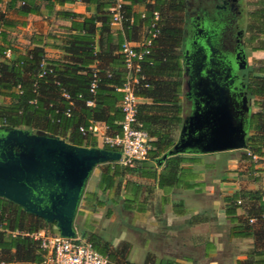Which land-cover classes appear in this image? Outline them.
<instances>
[{
  "label": "trees",
  "instance_id": "1",
  "mask_svg": "<svg viewBox=\"0 0 264 264\" xmlns=\"http://www.w3.org/2000/svg\"><path fill=\"white\" fill-rule=\"evenodd\" d=\"M51 8L54 3L63 4L73 0H41ZM94 6L92 14H78L72 11H59L62 18L70 23L64 38L58 44L62 52L58 59H46L42 45H34L22 54H16L7 38L11 23L0 11V101L1 127L21 128L32 132L42 131L80 146H96V136L86 131L82 134L78 127L87 128L90 122H100L104 135L120 134L119 122L122 112L119 102L120 90L126 79L127 70L119 52V44L113 43L110 33L111 14L108 11L114 0H83ZM123 0L121 5L123 27L134 24L140 14L132 10V5L145 0ZM140 17L151 30L152 11L158 12L154 25L156 34L151 38L148 53L139 61L141 80L145 87L134 88L137 97L150 98L151 103H138L136 120L146 130L149 140L145 157L132 165L108 161L99 173L96 189L106 193L111 190V198L116 200L122 188V207L133 210L142 204L140 192L142 184L137 178L151 179L164 193L171 188L185 185V174L190 168L185 163H194L178 153L161 158L173 144L172 129L181 120L179 94L181 92V45L183 31L184 0H150ZM249 22L246 31L248 44L264 49V0L247 1ZM7 9H14L19 15L36 13L35 0H8ZM98 24V25H97ZM148 36V33L146 37ZM10 49L5 58L2 52ZM262 63V62H261ZM93 72L95 75L93 76ZM248 81V92L254 97L257 108L251 113L248 123L249 134L246 138V152L262 155L264 153V62L255 69ZM94 79L95 87L89 90ZM91 101V104H86ZM68 109L69 115L64 111ZM158 125L156 129L151 125ZM103 148L118 151L116 147L102 145ZM243 158L250 157L246 154ZM251 161V160H250ZM157 166L160 170L156 171ZM122 184V187H121ZM190 187V184H187ZM185 187V188H187ZM149 187V191H150ZM259 187L253 191L238 190L223 198L224 215L230 224L229 235L251 237L252 247L245 252L243 260L236 264H264V199ZM83 206H101L97 193L82 192ZM164 201V196L163 199ZM237 200L239 202H237ZM115 202V201H114ZM177 205H182L178 201ZM242 207L243 213L236 214ZM179 214V213H177ZM253 221L249 222L248 219ZM0 262L5 264H40L42 252L32 238L8 231L33 232L48 230L54 222L46 223L40 217L23 211L17 204L0 197ZM49 231V230H48ZM80 237L89 241L95 251L107 256L108 264H135L125 260L121 251H108L107 241L88 227L78 230ZM51 233H56L53 228ZM120 256L121 260L117 258ZM143 264H152L145 261ZM157 264H173L168 258L160 259Z\"/></svg>",
  "mask_w": 264,
  "mask_h": 264
},
{
  "label": "crops",
  "instance_id": "2",
  "mask_svg": "<svg viewBox=\"0 0 264 264\" xmlns=\"http://www.w3.org/2000/svg\"><path fill=\"white\" fill-rule=\"evenodd\" d=\"M35 1L38 12L19 15L14 9H7L8 0H0V11L11 23L10 28L6 30L7 38L16 54H22L38 44L42 45L46 59H58L62 54L58 49V44L67 32L65 27L70 23L69 19L62 18L58 12L66 10L88 15L93 13L94 6L83 0H73L63 4L54 3L51 8H47L45 1ZM125 3L128 1L126 0ZM150 3V0H145L143 3L133 4L132 10L142 17L146 8L145 5ZM185 10L187 11V8ZM185 12L184 19L186 21L188 17ZM140 17L127 28L123 27L120 22L111 23L112 42L117 43L126 40L135 46L142 45L148 31ZM247 45L245 57L246 49H249L252 57L262 60L263 63L264 49L253 50L252 47L256 43ZM180 49L178 48V51ZM247 67L249 79L252 75H257L256 72H251L248 63ZM248 96L251 117V113L257 108L253 105L255 98L249 92ZM0 99L7 102V98ZM250 100H252V109ZM182 101V93L180 92L179 105L181 109ZM137 102L149 104L151 100L147 97H138ZM180 123L181 120L172 129L173 142L177 137ZM95 126L97 139L100 134H104V126L100 122H95ZM151 127L160 128L156 124L151 125ZM248 134L249 129L245 136V143ZM229 152H242L244 154L246 148L209 153H178L195 159L194 163L183 164L190 168V171L185 174V185L179 188L173 187L164 193L163 190L157 188L151 179L137 178V181L142 184L140 192L142 204L133 210L122 207V188H120L116 200L109 199L112 196L111 190L109 193H102L96 189L99 173L108 161L96 164L95 166L99 165L100 167L93 174L88 187L82 192H96L102 204L101 206L87 207L83 206L82 201L79 200L78 204L81 207L78 208L79 205L77 204L72 221L75 233L79 236L77 231L79 228L85 226L90 228L102 240L107 241L108 251H121L125 260L135 264H143L147 260L152 264H157L160 259L164 258H168L173 264H236V261L245 258V252L252 247L253 239L229 235L230 224L224 215L223 198L238 190L253 191L258 188L259 183L257 166L248 158H243V154L239 161L233 158L228 160L231 163L229 164L231 165L230 168H232L229 170H235L236 177H228L226 174L229 173L217 171L218 168L222 170L220 168L224 162L222 158ZM209 169H215V175L209 174L208 172L211 171ZM159 170L160 166H157L156 171ZM91 171L87 180L91 178ZM186 183L190 184V187H187ZM214 186H218L215 194ZM149 187H151L150 191ZM208 194L213 196L209 202L204 199ZM163 196L164 201L162 200ZM178 201L182 205H177ZM212 209L215 210L218 217L214 221L209 219V213ZM242 213V207H238L236 214L241 215ZM195 247L201 249L199 254L192 253ZM117 258L121 260L120 256Z\"/></svg>",
  "mask_w": 264,
  "mask_h": 264
},
{
  "label": "water",
  "instance_id": "3",
  "mask_svg": "<svg viewBox=\"0 0 264 264\" xmlns=\"http://www.w3.org/2000/svg\"><path fill=\"white\" fill-rule=\"evenodd\" d=\"M187 86L190 99L183 94ZM234 90L207 70L190 83H182L178 134L161 158L245 148L244 115L249 105L247 97L239 99ZM119 157L115 150L75 145L42 131L0 126V197L46 223L54 222L60 236L73 237L75 209L90 171L98 163Z\"/></svg>",
  "mask_w": 264,
  "mask_h": 264
},
{
  "label": "built area",
  "instance_id": "4",
  "mask_svg": "<svg viewBox=\"0 0 264 264\" xmlns=\"http://www.w3.org/2000/svg\"><path fill=\"white\" fill-rule=\"evenodd\" d=\"M123 0H114L108 11L111 14V23L120 22L122 19L121 5ZM158 19V12L152 11L151 15V30H148V36L144 43L140 46L130 44L128 41L123 40L119 44V52L123 57L124 67L127 70L126 79L123 82L120 90L122 91V97L119 102V107L122 112V119L119 122L120 134L114 136H106L100 134L102 145L108 147L118 148L120 157L116 160L123 165H132L134 161L141 160L145 157L146 150L148 148L149 136L145 129L141 127V124L136 120V107L138 97L134 93V88L138 85L145 87L147 84L142 83L144 78L140 74L139 61L142 57L148 53V46L150 45L151 38L155 36L156 29L154 25ZM10 49L6 48L2 55L7 58L10 56ZM95 72H93V76ZM95 87L94 79L91 81L89 90L93 91ZM86 104L90 105L91 101H87ZM66 116L69 115V110L64 111ZM3 121L0 123L2 126ZM78 130L84 134L86 131L92 135L97 136L96 126L94 122H90L86 129L78 127ZM250 157L251 162L258 168V187L263 193L264 199V153L262 155L250 154L246 152ZM237 202H239L237 200ZM249 222L253 219L249 218ZM0 226V230H1ZM12 236L16 234L26 235L38 244V247L42 251V264H108L107 256L95 251L91 243L84 238L78 236L76 233L73 237H63L56 233H51L44 229H39L33 232L27 231H8ZM0 264H5L0 262Z\"/></svg>",
  "mask_w": 264,
  "mask_h": 264
},
{
  "label": "flooded vegetation",
  "instance_id": "5",
  "mask_svg": "<svg viewBox=\"0 0 264 264\" xmlns=\"http://www.w3.org/2000/svg\"><path fill=\"white\" fill-rule=\"evenodd\" d=\"M184 4L179 47L181 82L184 85L190 83L207 70L229 88L235 87L233 92L239 95V99L245 95L249 105V75L245 59L249 35L246 31L249 22L247 0H184ZM184 12L188 17L186 21ZM240 65L244 67L239 68ZM186 91L183 92L184 97L190 99L189 86ZM239 105L242 110L244 103L240 101ZM249 117V112L245 113L246 125Z\"/></svg>",
  "mask_w": 264,
  "mask_h": 264
},
{
  "label": "rangeland",
  "instance_id": "6",
  "mask_svg": "<svg viewBox=\"0 0 264 264\" xmlns=\"http://www.w3.org/2000/svg\"><path fill=\"white\" fill-rule=\"evenodd\" d=\"M246 61H247V63H248V65H249V67L251 68V72L253 71V72H255V68L258 66V65H260L261 64V61L262 60H259V59H256V58H254V57H252V53L250 52V50L249 49H246ZM0 101H2L1 99H0ZM250 107H251V109L253 108L252 107V100H250ZM96 146L97 147H102V140H101V138L98 136L97 137V139H96ZM243 153L242 152H229V153H226L224 156H223V158H222V160L224 161L223 162V164L221 165V169L222 170H220L219 168L217 169V171H222V172H225V173H229V174H226V175H228V177H232V176H234V177H236V175H235V173H234V171L235 170H229V169H232V168H230L231 167V165H229V164H231L228 160L229 159H231V158H233V159H235L236 161H239V160H241V155H242ZM242 163H245V161H242ZM100 166L99 165H97V166H95L94 167V169L91 171L92 172V174H91V178H89V180H86V182H85V185H84V187H83V190L84 189H86L88 186L87 185H89V182L91 181V179H92V177H93V174L97 171V169L99 168ZM213 167V166H212ZM211 170V171H210ZM245 170H246V167H245ZM209 171L210 172H208L209 174L210 173H212V175H215L214 174V172H215V169L213 170V169H209ZM207 173V174H208ZM234 173V174H233ZM87 182H88V184H87ZM218 189V186H214V189H213V191H214V194H215V192H216V190ZM82 190V191H83ZM220 190V189H219ZM210 198H213V196L212 195H210V194H208L206 197H204V199L205 200H207V202H209V200H210ZM80 200V199H79ZM79 202V201H78ZM79 205V204H78ZM77 205V206H78ZM219 205V204H218ZM81 206L79 205L78 206V208H80ZM211 213H209V219H210V221H214V220H216V218H218L217 216H216V213H215V210L214 209H212V211H210ZM212 217V218H211ZM193 220H194V218H193ZM54 228V226H49L47 229L50 231L51 229H53ZM201 252V249L199 248V247H195L194 249H193V251H192V253H200Z\"/></svg>",
  "mask_w": 264,
  "mask_h": 264
}]
</instances>
